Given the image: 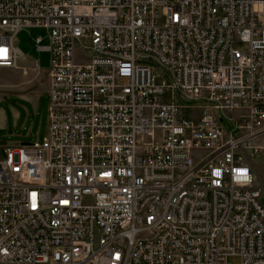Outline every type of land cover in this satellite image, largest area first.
<instances>
[{"label": "built area", "instance_id": "built-area-1", "mask_svg": "<svg viewBox=\"0 0 264 264\" xmlns=\"http://www.w3.org/2000/svg\"><path fill=\"white\" fill-rule=\"evenodd\" d=\"M26 29L49 125L0 148V264H264V0H0V69Z\"/></svg>", "mask_w": 264, "mask_h": 264}, {"label": "rangeland", "instance_id": "rangeland-1", "mask_svg": "<svg viewBox=\"0 0 264 264\" xmlns=\"http://www.w3.org/2000/svg\"><path fill=\"white\" fill-rule=\"evenodd\" d=\"M42 35L39 30L26 29L16 38L19 50L27 60L38 62L40 70L37 69L35 63L23 62L17 70L0 69V109L5 111L8 120V129L0 131V148L40 142L47 134L50 99L44 92L49 83L48 74L45 71L50 68V55L39 53L34 47V40ZM21 95L35 98V101L30 102L23 99ZM176 101L183 103L178 97ZM186 104L192 105L193 103ZM12 111L20 116L16 124L13 123ZM0 157L5 158L2 152H0ZM245 158L254 172L255 185L263 189L264 204V152L255 156L248 153ZM228 263L241 264V260L231 257Z\"/></svg>", "mask_w": 264, "mask_h": 264}, {"label": "crops", "instance_id": "crops-1", "mask_svg": "<svg viewBox=\"0 0 264 264\" xmlns=\"http://www.w3.org/2000/svg\"><path fill=\"white\" fill-rule=\"evenodd\" d=\"M22 62L23 63H36V62H33V61H29L27 60L25 57L22 59ZM44 93H48V88L46 90V92ZM21 97L23 99H26V100H29L30 102H34L35 101V98H29L28 96L26 95H21ZM19 114H17L15 111H12V118H13V123L16 124L17 120L19 119ZM8 120H7V117H6V113L4 110H1L0 109V131H3L4 129H8ZM24 144V143H23ZM21 144V145H23Z\"/></svg>", "mask_w": 264, "mask_h": 264}, {"label": "water", "instance_id": "water-1", "mask_svg": "<svg viewBox=\"0 0 264 264\" xmlns=\"http://www.w3.org/2000/svg\"><path fill=\"white\" fill-rule=\"evenodd\" d=\"M23 145H24V146H28V145H30V143H24Z\"/></svg>", "mask_w": 264, "mask_h": 264}]
</instances>
